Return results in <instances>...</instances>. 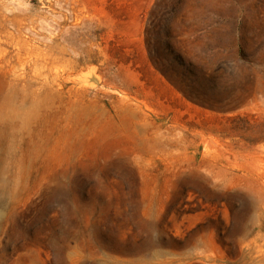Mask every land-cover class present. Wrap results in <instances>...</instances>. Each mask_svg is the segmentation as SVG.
Returning <instances> with one entry per match:
<instances>
[{
	"label": "rangeland",
	"instance_id": "rangeland-1",
	"mask_svg": "<svg viewBox=\"0 0 264 264\" xmlns=\"http://www.w3.org/2000/svg\"><path fill=\"white\" fill-rule=\"evenodd\" d=\"M0 264H264V0H0Z\"/></svg>",
	"mask_w": 264,
	"mask_h": 264
}]
</instances>
